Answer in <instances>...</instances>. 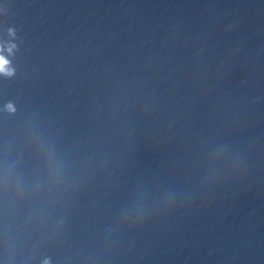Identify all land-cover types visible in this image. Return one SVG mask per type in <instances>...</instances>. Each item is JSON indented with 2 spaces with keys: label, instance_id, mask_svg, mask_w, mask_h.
I'll use <instances>...</instances> for the list:
<instances>
[{
  "label": "water",
  "instance_id": "obj_1",
  "mask_svg": "<svg viewBox=\"0 0 264 264\" xmlns=\"http://www.w3.org/2000/svg\"><path fill=\"white\" fill-rule=\"evenodd\" d=\"M0 264H264V0H0Z\"/></svg>",
  "mask_w": 264,
  "mask_h": 264
},
{
  "label": "clouds",
  "instance_id": "obj_2",
  "mask_svg": "<svg viewBox=\"0 0 264 264\" xmlns=\"http://www.w3.org/2000/svg\"><path fill=\"white\" fill-rule=\"evenodd\" d=\"M7 64V61L4 60L3 57H0V72H5L7 69L5 65Z\"/></svg>",
  "mask_w": 264,
  "mask_h": 264
}]
</instances>
